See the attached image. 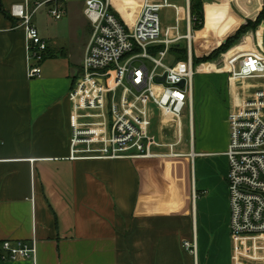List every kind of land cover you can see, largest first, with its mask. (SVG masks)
Listing matches in <instances>:
<instances>
[{
	"label": "crops",
	"instance_id": "0c3cea01",
	"mask_svg": "<svg viewBox=\"0 0 264 264\" xmlns=\"http://www.w3.org/2000/svg\"><path fill=\"white\" fill-rule=\"evenodd\" d=\"M137 1V12L128 18L111 4L128 29L141 12L143 1ZM190 1L170 0L180 10L184 34L192 26ZM72 2L65 3V17L71 14L87 32L81 57L71 55L69 44L36 11L32 25L48 50L40 76L31 80L25 33L9 14L24 0H0V243L35 246L33 258L0 264H234L225 156L234 103L220 96L232 94L227 62L264 52V21L216 59L202 60L255 23L262 0H201L203 27L192 32L191 47V60H199L191 65L200 125L195 139L192 115L194 140L180 151L193 157L108 161L69 159L68 94L92 35L83 2ZM170 11L165 26L174 23ZM193 243L195 253L185 247Z\"/></svg>",
	"mask_w": 264,
	"mask_h": 264
},
{
	"label": "built area",
	"instance_id": "2783aa9c",
	"mask_svg": "<svg viewBox=\"0 0 264 264\" xmlns=\"http://www.w3.org/2000/svg\"><path fill=\"white\" fill-rule=\"evenodd\" d=\"M68 1L74 0H24L9 11L25 33L26 72L31 80L40 76L48 50L47 42L32 25L33 15L48 5L51 18L60 21ZM80 1L92 35L82 72L68 94L72 107L69 159L193 157V153H173L183 140L181 121L185 110L192 142V26L188 25L186 33H182L180 10L170 0H142L141 12L131 29L111 11L114 0ZM262 3L264 6V0ZM163 8L174 11L173 25L160 24ZM191 20L190 17V23ZM181 43L186 45L187 61L167 65L168 50ZM151 47L162 50L152 54L148 52ZM227 63L231 85L239 87V104L234 101V109L227 117L229 143L225 151L233 263L264 264V52L235 57ZM163 76L166 83L155 82ZM182 81L184 86L179 88ZM156 114L169 118V122L160 120L161 132L171 129L174 143L163 145L151 134ZM165 147L169 148L167 154L156 152ZM185 247L196 252L195 243ZM34 253L33 242L8 240L0 244L3 262L31 259Z\"/></svg>",
	"mask_w": 264,
	"mask_h": 264
},
{
	"label": "rangeland",
	"instance_id": "374dc122",
	"mask_svg": "<svg viewBox=\"0 0 264 264\" xmlns=\"http://www.w3.org/2000/svg\"><path fill=\"white\" fill-rule=\"evenodd\" d=\"M68 3H73L72 1H68ZM112 8L115 10H121L124 12V15L128 18L131 17L132 14L137 12V5L139 4V1L137 0H117V1H112ZM48 10V5H45L41 7L40 9L37 10V17L40 18L43 23L47 24L48 28L53 31V33H59L60 38L65 40L67 44H69L71 55L77 58H80L85 47V43L87 40V32L86 30L82 29L80 24L77 22V20H73L72 15L70 16H64L60 21H53L50 20L46 11ZM170 9L163 8L161 12L159 13L160 17V24L164 27L167 25L166 23H170V18L171 13ZM173 22V19H172ZM88 30V29H87ZM165 63L170 66H177L178 63H183L181 61H177L173 55H168L167 58L165 59ZM149 65V64H148ZM195 72L194 76L192 78L193 81V99H192V105H191V110H192V115L195 116L194 124H195V129L193 132V136L195 135V139L198 134V127H199V120H198V110H197V98H198V90H197V78L195 77ZM239 86V84H236ZM232 86V85H231ZM239 93V87H233L232 86V94H229L228 91L226 90L224 93L221 92V96L223 98H233V103L236 100L237 94ZM240 97V96H238ZM160 120L162 123L164 122H169L168 117H159L157 114L155 117L152 119V128H151V134L155 136L156 139H160L161 143L163 145L167 144H172L174 141V136H173V131L171 129H165L164 132H161V125H160ZM159 123V124H158ZM184 131L182 135V143L180 146L177 148L173 149L174 154H179L180 151H188L190 148V145H192V142L190 143V140L188 139L189 135V125H188V111L185 110L183 113L182 121H181ZM161 132V133H160ZM163 133V134H162ZM162 134V135H161ZM193 139V138H192ZM194 140V139H193ZM198 141V139H197ZM167 147L158 149L156 150L157 153L160 154H167L168 153Z\"/></svg>",
	"mask_w": 264,
	"mask_h": 264
},
{
	"label": "trees",
	"instance_id": "16d2710c",
	"mask_svg": "<svg viewBox=\"0 0 264 264\" xmlns=\"http://www.w3.org/2000/svg\"><path fill=\"white\" fill-rule=\"evenodd\" d=\"M190 16H191V23H192V30H200L203 27V10L201 8V0H191L190 1ZM2 14L5 15V17L9 18V15L6 14L4 11H2ZM264 21V9L262 10L261 14L259 15L258 19L256 20L255 23H248V26L241 28L233 38L229 39L227 43L223 46L220 47L215 53H213L210 57L202 60H212L216 59L221 52H225L228 48H230L234 43L240 38V36L244 33L247 32V30L251 28H255L258 26L259 23ZM161 47H151L149 48L148 52L152 54H157L156 52L161 51ZM135 52L137 50H134ZM168 53L170 55H173L177 61L181 62H186L188 58V52L186 45L181 43V44H176L175 46L171 47L168 50ZM195 63H199V60H195L194 57H192V65ZM1 244V243H0Z\"/></svg>",
	"mask_w": 264,
	"mask_h": 264
},
{
	"label": "water",
	"instance_id": "95a60500",
	"mask_svg": "<svg viewBox=\"0 0 264 264\" xmlns=\"http://www.w3.org/2000/svg\"><path fill=\"white\" fill-rule=\"evenodd\" d=\"M155 82L159 83V84H163V83H166L165 82V76H163L162 78H156L155 79ZM184 86V81H182L180 84H178V87L179 88H183Z\"/></svg>",
	"mask_w": 264,
	"mask_h": 264
}]
</instances>
